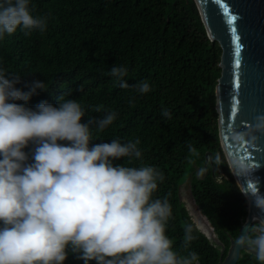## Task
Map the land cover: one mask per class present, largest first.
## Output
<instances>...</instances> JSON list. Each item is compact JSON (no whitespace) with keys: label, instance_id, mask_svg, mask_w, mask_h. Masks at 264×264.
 <instances>
[{"label":"trees","instance_id":"trees-1","mask_svg":"<svg viewBox=\"0 0 264 264\" xmlns=\"http://www.w3.org/2000/svg\"><path fill=\"white\" fill-rule=\"evenodd\" d=\"M35 13L48 18L47 30L25 36L17 31L0 42V67L21 75L17 87L33 80L49 82L27 102L35 107L70 91L86 115L115 110L117 119L93 144L141 141L143 163L159 167L165 180L154 198L172 206L166 235L180 254L195 251L200 264H220L245 220L247 201L236 184L220 146L215 85L221 49L208 38L194 0H33ZM123 64L130 85L147 79L152 90L138 95L122 89L108 75ZM131 101V103H130ZM18 103H24L18 101ZM99 108L100 111H96ZM162 108L171 112L163 117ZM191 144L196 154L188 150ZM31 145L24 150L30 154ZM124 158L114 161L122 164ZM140 160L133 164L139 166ZM188 181L195 204L221 242L216 244L196 226L179 188ZM196 239L185 248L184 229ZM221 247L224 251H221ZM242 261L258 264L244 251ZM63 264H84L69 252ZM89 264H95L90 261Z\"/></svg>","mask_w":264,"mask_h":264},{"label":"clouds","instance_id":"clouds-1","mask_svg":"<svg viewBox=\"0 0 264 264\" xmlns=\"http://www.w3.org/2000/svg\"><path fill=\"white\" fill-rule=\"evenodd\" d=\"M34 13L33 0H0V42L17 31L45 32L48 18ZM127 74L118 63L108 71L122 89L131 87L138 95L152 90L147 79L130 85ZM20 83V74L0 67V264H63L69 252L84 264H200L198 253H178L166 235L172 206L153 196L165 174L143 163L140 139L92 143L93 132H103L118 113L106 110L81 122L85 108L68 98L71 90L58 96L56 105L43 101L28 107L49 82L33 80L27 90L17 87ZM161 113L171 118L167 108ZM261 135L264 115L245 129H229L231 140L241 145H256ZM29 145L30 154L24 150ZM188 150L197 153L191 144ZM120 158L125 162L114 164ZM233 166L246 177L254 171L244 159L234 158ZM257 184L251 179L245 193L264 212ZM194 239L192 226H186L185 248ZM235 243L264 264V218L253 217Z\"/></svg>","mask_w":264,"mask_h":264},{"label":"water","instance_id":"water-1","mask_svg":"<svg viewBox=\"0 0 264 264\" xmlns=\"http://www.w3.org/2000/svg\"><path fill=\"white\" fill-rule=\"evenodd\" d=\"M194 2L208 38L216 41L221 49L220 75L215 85L218 135L233 178L247 201L245 220L226 255L220 257V264H236L241 251L246 250L235 243L236 239L245 234L253 217L264 218V212L255 208L245 193L251 179L258 181L259 191L264 193V135L252 146L236 144L229 136L233 126L245 129L255 123L257 116L264 115V0ZM230 16L236 17L232 24L228 23ZM234 158L244 159L254 166L251 177L241 175L234 168ZM209 231L210 234L202 232L220 244L211 225Z\"/></svg>","mask_w":264,"mask_h":264},{"label":"rangeland","instance_id":"rangeland-1","mask_svg":"<svg viewBox=\"0 0 264 264\" xmlns=\"http://www.w3.org/2000/svg\"><path fill=\"white\" fill-rule=\"evenodd\" d=\"M231 171V170H230ZM179 193H180V198L184 202L185 206L187 207L190 215L192 218L195 220L198 218V212H200L201 216L205 217L204 214L198 209V206L195 205L193 198L190 193V188H189V182L186 181L184 182L180 188H179ZM206 219V217H205ZM204 219V220H205ZM207 220V219H206ZM207 224L210 226V223L207 220Z\"/></svg>","mask_w":264,"mask_h":264},{"label":"flooded vegetation","instance_id":"flooded-vegetation-1","mask_svg":"<svg viewBox=\"0 0 264 264\" xmlns=\"http://www.w3.org/2000/svg\"><path fill=\"white\" fill-rule=\"evenodd\" d=\"M192 196V195H191ZM194 201V200H193ZM195 203V202H194ZM196 205V204H195ZM187 208V207H186ZM198 209H199V207H198ZM200 210V209H199ZM201 211V210H200ZM198 218H196L195 220H194V222L196 223V225H198L199 223H200V225H198L199 226V229L200 230H202V231H204L205 233H207V234H210V226L207 224V218L205 219V217H203V216H201V214H200V212H198ZM205 216V215H204ZM205 219V220H204ZM209 222V221H208ZM217 237V236H216ZM217 244V243H216ZM220 244H221V242H220ZM221 251L223 252L224 251V248L223 247H221ZM244 251H246V252H249V251H247V250H242L241 251V255H240V258H239V260L237 261V263L236 264H252V263H249V262H244V261H242V254H243V252ZM224 257V256H223Z\"/></svg>","mask_w":264,"mask_h":264},{"label":"snow or ice","instance_id":"snow-or-ice-1","mask_svg":"<svg viewBox=\"0 0 264 264\" xmlns=\"http://www.w3.org/2000/svg\"><path fill=\"white\" fill-rule=\"evenodd\" d=\"M236 21V17L235 16H230L229 19H228V23L229 24H232ZM234 30V29H233Z\"/></svg>","mask_w":264,"mask_h":264},{"label":"bare ground","instance_id":"bare-ground-1","mask_svg":"<svg viewBox=\"0 0 264 264\" xmlns=\"http://www.w3.org/2000/svg\"><path fill=\"white\" fill-rule=\"evenodd\" d=\"M198 225H200V223H199ZM198 225H197V226H198ZM198 227H199V226H198Z\"/></svg>","mask_w":264,"mask_h":264}]
</instances>
